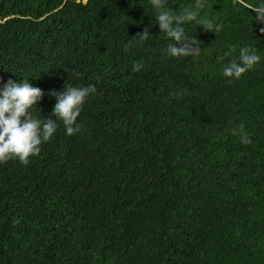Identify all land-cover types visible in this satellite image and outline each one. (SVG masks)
Here are the masks:
<instances>
[{
  "label": "trees",
  "instance_id": "1",
  "mask_svg": "<svg viewBox=\"0 0 264 264\" xmlns=\"http://www.w3.org/2000/svg\"><path fill=\"white\" fill-rule=\"evenodd\" d=\"M255 3L206 0L200 15L219 32L186 24L199 52L172 58L148 0H0V82L39 87L36 118H49L65 84L97 88L78 132L57 122L27 164L0 163V264H264ZM145 28L152 35L125 50ZM245 45L261 60L229 82L222 65Z\"/></svg>",
  "mask_w": 264,
  "mask_h": 264
},
{
  "label": "clouds",
  "instance_id": "2",
  "mask_svg": "<svg viewBox=\"0 0 264 264\" xmlns=\"http://www.w3.org/2000/svg\"><path fill=\"white\" fill-rule=\"evenodd\" d=\"M151 8L156 13L153 23L158 25L159 33L169 41L166 45L165 54L168 57L180 58L198 54L200 47L196 36H190L185 31V25L195 22L202 26L205 31L219 32L220 26L212 19L201 17V11L206 7V0H194L190 7L183 8L180 12L174 13L167 10V0H148ZM251 12V23L264 25V0H257V3L249 8ZM264 33V27L260 28ZM152 35L148 28L138 33L135 41L125 45V50L132 44H139ZM230 49L224 52L219 59L223 61L231 52ZM261 56L255 48L245 45L238 49V55L222 65L223 77L231 80H238L245 72L251 70L259 61ZM141 64L134 63L131 71H139ZM66 70V69H65ZM67 71V70H66ZM74 76L79 73L73 72ZM97 88L94 84L84 86H71L65 84L63 90L53 91L56 103L51 109L49 118L39 119L34 115V108L37 107L43 93L39 87L33 86L29 79H8L0 82V163L8 160H18L20 164H27L29 157H34L40 152L42 142H47L57 129V122H60L65 130V135H73L80 130L77 121L85 100L95 96ZM233 135L236 131L233 130ZM241 143H249L247 136L241 134Z\"/></svg>",
  "mask_w": 264,
  "mask_h": 264
},
{
  "label": "water",
  "instance_id": "3",
  "mask_svg": "<svg viewBox=\"0 0 264 264\" xmlns=\"http://www.w3.org/2000/svg\"><path fill=\"white\" fill-rule=\"evenodd\" d=\"M84 1H86V0H84Z\"/></svg>",
  "mask_w": 264,
  "mask_h": 264
}]
</instances>
